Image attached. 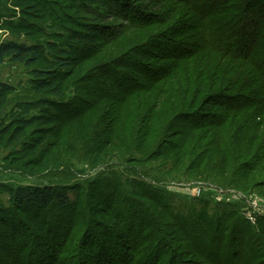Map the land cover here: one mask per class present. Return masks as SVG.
Returning a JSON list of instances; mask_svg holds the SVG:
<instances>
[{
    "label": "rangeland",
    "instance_id": "374dc122",
    "mask_svg": "<svg viewBox=\"0 0 264 264\" xmlns=\"http://www.w3.org/2000/svg\"><path fill=\"white\" fill-rule=\"evenodd\" d=\"M12 1L2 3L4 15L7 12L12 14ZM79 1L75 6L70 0L46 2L48 8L60 13L64 11L71 19L69 28L65 30L54 26L49 18L42 21V9L45 8L31 0L20 1L21 8H17L12 19L15 23L24 19L30 25L41 26L43 34L35 36L30 34L32 31L29 33L9 27L0 30V44L16 42L30 45L41 41L44 45L52 43L63 47L73 57L77 54L80 58L83 57L81 50L86 48L78 45L72 48L60 37L68 36V29L81 30L88 24L103 31L98 32L100 41L97 42V54L93 56V61L79 65L63 83L60 82L62 97L49 91L40 94L34 90L32 68L9 60L0 65V83L14 88L0 102V208L9 209L11 190L22 186L60 187L67 192L73 204L79 202L76 213L63 211L65 223H54L53 228L50 227L55 236L49 235L51 232L48 230H40L36 222L27 223L25 214L20 215L17 211L5 214L0 210V264H105V261L121 264L122 258L126 260L122 264H136L140 260L136 242L140 238L146 240L148 235L161 245L160 252L155 250L152 255L144 256L153 258L151 262L154 264H244L242 257L254 259L255 254L260 255L255 264H264V225L260 227L259 224L264 219V185L259 184L264 178H258L259 173L252 177L241 169L237 172V167H213L221 159L213 157L215 160L210 162L208 142L199 141L200 135H206L209 128L192 132L186 138L184 135L189 132L190 123L183 120L169 124L170 119L187 113L202 111L217 116L223 106L217 102H200L193 104V108L182 110L177 106L175 110L170 108V98L166 101L162 98L160 105V99L146 89L125 98L117 88L115 78L131 79L132 84H148L145 78L148 75L142 72L140 66L133 65L134 58L126 63L129 53H132V50L125 51L129 44L143 47L147 58L138 59L143 65H165L167 61L160 59V54H167L168 51L161 43L184 41L177 32L179 25H185V28L186 25L187 28L194 25V15L168 0H132V5H142L147 13H170L159 15L146 29L133 28L127 20H123L122 13L115 10V4L107 0ZM107 3L113 4L111 9ZM250 3L248 11L256 21L260 19L262 22L264 0ZM174 9L178 11V16L171 15ZM108 27L116 31L113 39H108L113 36ZM190 33L194 35L196 32ZM106 38L108 40L104 42ZM46 48L48 61H52L54 52L50 47ZM222 60L225 64L222 62L220 66L227 69L228 59ZM120 63L128 66L120 68ZM35 67L42 70L47 65ZM109 68L120 75L110 72ZM88 78L91 81H87ZM133 89L132 86L130 90ZM103 92L122 97V101L126 100L124 106H116V101L97 96ZM40 100L55 105L53 112L57 113L58 121L49 126L36 124L25 130L13 127L14 117L21 115L23 104ZM78 112L81 116L68 120L67 115H77ZM34 115H39V112H32L31 116ZM150 115L159 117L155 128L151 125L153 120L150 121ZM232 117L231 124L243 125L234 115ZM200 157L205 158V163L199 161ZM112 181L119 183L118 190L106 186ZM250 181L256 186H251ZM94 188L98 189L92 194ZM105 188L109 189L107 199L103 200L105 203L102 204L100 199L91 200V197L97 196L98 190ZM144 190L154 202L149 201V197H139L145 195ZM87 193L91 196L89 199H86ZM115 194L118 200H111ZM124 197L127 201L122 199ZM122 201L141 203L145 208L150 206L155 217L166 225L165 233L169 236H162L158 229L148 226L150 221L146 216L135 220L133 212L136 207L129 208ZM162 203L175 209L181 219L193 217L195 224L192 226L204 235L201 244L206 250L200 249L202 256L194 250L195 238L191 241L192 238L177 229ZM114 211L119 216L113 215L116 214ZM249 214L254 215L255 223L249 221ZM30 216H34V212H30ZM142 219L147 226L140 225ZM220 221L223 223L221 226L218 225ZM74 224L79 226V232H72ZM224 226L232 228V233L227 234ZM248 227L251 234L245 240L243 232ZM214 233L218 234V239L213 237L211 240ZM236 238L240 242H236ZM94 240L95 244L102 245V249L90 244ZM168 243L173 247L165 248ZM229 243L237 246L235 252L232 255L229 253L227 260L223 254L225 251H221L218 257L216 254L220 248L225 249ZM147 246L149 248L151 244ZM207 248L214 253H209Z\"/></svg>",
    "mask_w": 264,
    "mask_h": 264
},
{
    "label": "trees",
    "instance_id": "16d2710c",
    "mask_svg": "<svg viewBox=\"0 0 264 264\" xmlns=\"http://www.w3.org/2000/svg\"><path fill=\"white\" fill-rule=\"evenodd\" d=\"M20 1L22 0H13L12 14L10 15L7 12L6 15H4L2 13L4 4L2 3H8L9 0H0V30L9 27L13 30L29 31V33L32 31L30 34L35 36L37 33L43 34L41 26L30 25V22H25L24 19L18 23L13 21L12 18L16 16L17 8H21L22 2ZM31 1L45 8L42 9V21L49 18L53 20L54 26L61 29L64 28V30L69 28L71 19L64 11L60 13L56 12L55 9L48 8V4L46 3L47 0ZM105 1L106 0H104V2ZM107 1L115 4V10L122 13L120 15L123 17V20H127L130 27L133 28L146 29L148 25L153 24L155 18L159 17V15H164L166 13L170 14L168 11H165V13L161 12V14L157 15L147 13L142 5H132V0ZM168 1L175 3L179 6L178 8H182V10L185 9V11L187 10L194 15V25H189V28H187V25L186 28L185 25H183L184 27L179 25L177 32L179 35L183 36L182 39L185 42L164 41L163 44L161 43L164 50L168 52L167 54H160V59L163 58L164 62L167 61V63H164L165 65L160 64L151 67L143 65L138 61V59L142 58L145 60L147 58L146 53L143 52V47H140V45L135 46V43L133 45L129 44V47H127L125 51L127 53L132 50V53H129L126 63H129L130 60L134 58L133 65L140 66L142 72L148 75L145 76L148 84H132L131 79L115 78L118 90L124 95L123 97L129 98L136 93H140L143 89H146L147 91H151L152 95H156V99H160V105H162V98H164L165 101L167 100L166 98H170V100H168L170 102V108L175 110L177 106H180L182 110L185 108H193V104L200 102H205L206 104H210L211 102L219 103L223 108L217 116H212L210 113L208 114L202 111L193 112L177 115L178 118L170 119L169 124L182 122L183 120L190 123L189 132L184 135L186 138L192 134V132L209 128V132L206 135H200L199 141L208 142L207 150L210 162L215 160L212 159L213 157L218 156V159H221L216 162V164H213V167L219 168L222 166L224 167V165L227 167L231 166L232 169L237 167V172L241 169V171L247 172L252 177H256V173H259L258 178H264V16L262 22L260 19L256 21L252 13L248 11L251 7L250 2L254 3L255 0ZM70 2L75 3V6L80 1L70 0ZM113 4L107 3L106 5L111 9ZM261 4L262 3H260V5ZM261 9V11L264 12V4ZM177 10L174 9V14L172 13L171 15L176 16L179 14ZM168 17L170 18V16ZM173 19H175V17ZM189 23L190 21L187 24ZM126 28L128 29L129 27ZM113 30L114 28H109L108 32L113 36L108 39L116 37V31L113 32ZM99 31L103 32L99 30L97 26L88 24L84 25V27L82 26L81 30L74 28L68 29L66 33L68 36L60 37L62 42H68L72 48H74L75 45L85 47L86 50H81L83 54L82 58L77 54L76 57H73L67 49H63V47L59 48L52 43L48 45H44L41 41H35L30 45L16 42L2 43L0 44V65H3L6 60H9L24 65L27 68H32V75L35 83L33 86L34 90L40 94L49 91L54 96L62 97V89L59 87L60 82L62 81L63 83L68 78V75L74 72L79 65L83 66L93 61V56L97 54V42L100 41L98 39ZM191 31H195L196 33L193 35L190 33ZM108 39H104V42H107ZM47 46L54 52L52 61H48L46 56ZM137 48L139 49L137 50ZM155 58L159 59V57ZM222 58L225 60L228 59L229 69H224L220 66L222 62L224 63ZM218 60L220 62H218ZM39 64H46L47 67L42 70L37 69L35 66ZM121 64L122 63L118 64V67L123 68L128 66ZM242 64L243 68L241 67ZM245 65L247 67H245ZM203 66L204 68H202ZM200 68H202V70L197 72ZM109 69L110 72L114 71L111 68ZM114 72L116 73L117 71ZM90 78H88L87 81H91ZM132 86L134 89L130 90ZM13 91V87L0 83V102L2 98ZM95 94L96 93H94V95ZM97 96L116 101V106L123 107L126 102V100L122 101V97L114 96L112 93L109 94L108 92H103L100 96L99 94ZM53 106L55 105L47 100L23 104L21 115L14 117L13 127H18L19 130H25L36 124L49 126L57 122V113L53 112ZM34 111H38L39 115L31 116ZM232 115H234L236 120L242 121L243 125L237 126L234 123L231 124ZM77 116H81L79 112L77 115H67L68 120H74ZM173 116L176 117V115ZM158 120V115H150L153 128L159 124ZM8 130L9 128L6 132H8ZM204 160V157L199 158V161L203 163H205ZM260 165L262 166V170H260ZM232 181H234V179H232ZM250 183L253 184L251 186H256V183L254 184L251 181ZM259 184L261 186L264 185V179ZM106 186H108V188L115 187V190L120 188L119 183H115L114 181L106 184ZM108 188L98 190L96 192V197L90 196L91 200L95 201L100 199L102 204L105 203L103 200L107 199L106 192L109 191ZM97 189L94 188L92 194L95 193ZM103 192H105V194H102ZM147 192L148 191L144 190L143 193L145 195H139V197L142 199L149 197L148 200L154 202L152 196H148L149 193ZM88 194L89 193H87V195ZM10 195V208L7 210L0 208V210L5 214H11L14 211H17L20 215L25 214L27 223L36 222L40 230H48L51 232L49 233L51 236L56 235L55 231L51 230L54 223H56V225L63 224V222L65 223L63 211L72 210L76 213V211L79 210V202L78 204H73L67 192L60 187L22 186L11 190ZM90 197L88 195L86 199ZM117 198L118 195L115 194L111 200H118ZM122 199L127 201L125 197ZM125 201H122L124 205L127 204L125 206H129V208L136 207L133 212L135 220L138 219L139 216L143 218L146 216L150 221L147 224L148 226H152L156 228V230L158 229V232L160 234L162 233V236L168 235V233H165L164 229L166 225L162 224L161 220L155 217V212L151 210L150 206L149 208H145L141 203H124ZM162 205L168 217L175 222L177 229H180L181 232L192 238L190 239L191 241L195 238L193 240L196 245L194 250L202 256L200 249H202V251L206 250V247L201 244V239L204 235L202 236V233L196 231L195 226H192V224H195L192 219L193 217H184L181 219L180 215H178L179 213H176L177 211L175 209L163 203ZM139 210L142 212H139ZM87 211L88 208L86 207L85 213H87ZM129 211H131V209H129ZM30 212H34V216H30ZM113 215L119 216L117 213ZM110 217L113 216L110 215ZM142 220L143 221H140V225L143 224L142 227L147 226L144 223V219ZM259 224L260 227H262L264 225V219L261 220ZM218 225L221 226L223 223L220 221ZM226 225H228V222ZM248 225H251V223L248 222ZM77 228H79V226L77 227V225L74 224L72 232L78 230ZM249 228L250 227L244 228L243 233L244 235L246 234L244 237L245 240L246 237L251 234ZM226 229L227 234L232 233V228L230 229V227L224 226L223 230L225 231ZM28 234H30V232H28ZM147 235L148 233L146 236ZM151 236L152 235H148L144 241L140 238L136 242V247L139 248L136 252L140 254L138 259L141 260L136 262V264H154L151 262L153 258L144 256L152 255L155 250L158 252L161 251V245L158 244V240L152 239ZM217 236L218 234L214 233L210 239L213 240V237L218 239ZM222 237L225 238V234H222ZM238 241L239 239L236 238V242ZM92 242L90 244L93 247L96 245V247L102 249V245L95 244V240ZM148 243L151 244L149 248L147 246ZM144 245L145 247H143ZM27 247L28 244L26 248ZM169 247L173 246L169 243L165 245V248L169 249ZM236 247V245L234 246L229 243L225 249L221 247L220 251L215 254L219 257L221 251H225L223 254L225 260H227L229 253L232 255ZM208 252L214 253L213 250ZM116 255L119 257V254L116 253ZM255 255L256 256L253 257L255 261L249 257H242V261H244V264H255L260 256L259 254ZM207 259L210 260L209 258ZM120 260L121 264L123 261H126L123 258ZM107 263L109 264L110 262L105 261V264Z\"/></svg>",
    "mask_w": 264,
    "mask_h": 264
},
{
    "label": "built area",
    "instance_id": "2783aa9c",
    "mask_svg": "<svg viewBox=\"0 0 264 264\" xmlns=\"http://www.w3.org/2000/svg\"><path fill=\"white\" fill-rule=\"evenodd\" d=\"M253 216L254 215L249 214L248 219H249L250 222L255 223L256 220H255V218Z\"/></svg>",
    "mask_w": 264,
    "mask_h": 264
}]
</instances>
